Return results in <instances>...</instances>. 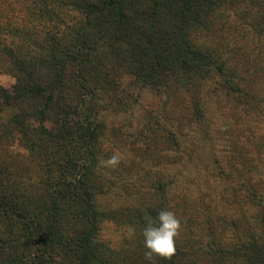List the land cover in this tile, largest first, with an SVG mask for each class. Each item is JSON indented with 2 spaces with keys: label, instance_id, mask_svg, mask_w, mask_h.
<instances>
[{
  "label": "trees",
  "instance_id": "trees-1",
  "mask_svg": "<svg viewBox=\"0 0 264 264\" xmlns=\"http://www.w3.org/2000/svg\"><path fill=\"white\" fill-rule=\"evenodd\" d=\"M0 72L15 79L0 86V264H149L145 217L162 210L187 234L155 264H264V133L252 131L251 156L227 131L233 174L213 162L230 214L210 192L168 207L164 176L124 188L140 204L104 209L118 187L101 166L107 136L122 134L98 121L134 107L126 83L166 96V117L147 113L140 132L143 159L161 166L180 163L184 131L206 122L208 82L232 118L263 120L264 0H0ZM106 223L135 235L113 248L100 240Z\"/></svg>",
  "mask_w": 264,
  "mask_h": 264
},
{
  "label": "rangeland",
  "instance_id": "rangeland-1",
  "mask_svg": "<svg viewBox=\"0 0 264 264\" xmlns=\"http://www.w3.org/2000/svg\"><path fill=\"white\" fill-rule=\"evenodd\" d=\"M227 13L230 15L231 22L235 23L234 25L241 23L245 25V21L238 14V8H229ZM250 40L252 41V38ZM250 56L252 57V51ZM14 85L15 79L11 75L0 72L1 87L11 90ZM126 85V91H133L137 97L134 107L127 113L105 112L98 118V121L106 123L109 129L117 128L122 134L121 139L116 138V135H111L110 132L107 136L108 157L104 160L117 152L122 156V160L117 167L107 168L112 173L114 177L112 180L117 183L118 187L112 194L99 200L102 208L116 207L124 202L130 205L140 204L145 199L136 195L125 196L124 188L129 183H133L140 185L138 187L141 191H147L150 183L159 176H164L166 180L174 181L167 191L168 207L180 201L183 196L191 198L197 197L202 192H210L217 196L219 211L230 214L226 205L218 199L222 194V189L228 184L226 181L211 178V175L217 171V165L213 162L218 161V165L228 174H233L228 158L232 141L236 138L227 134V131H239L237 135L241 144L249 150L252 156V131L256 135L264 133V119L245 117L244 113H240L242 120L232 118V111L224 104L223 90L216 86V82H208L202 94L206 122L184 131L187 139L183 142L182 161L177 164L165 163L161 166H154L143 159L139 150L143 149L140 132L143 130L147 113L160 114L165 118L170 104L166 96H156L150 89L133 90L129 83ZM215 89L218 90L214 92ZM170 124L176 127V122L171 121ZM260 175L264 176V169L260 170ZM232 178L234 183L238 184L237 178ZM114 195H118L119 199ZM180 234L186 236L187 233L181 228ZM129 236L124 229L113 223H106L102 226L100 240L110 244L113 248H120Z\"/></svg>",
  "mask_w": 264,
  "mask_h": 264
},
{
  "label": "clouds",
  "instance_id": "clouds-1",
  "mask_svg": "<svg viewBox=\"0 0 264 264\" xmlns=\"http://www.w3.org/2000/svg\"><path fill=\"white\" fill-rule=\"evenodd\" d=\"M122 160L120 153H114L107 160L101 162L105 168H115ZM146 226L143 229L144 256L149 264H155L157 259L170 260L176 251V238L181 231V221L174 212L162 210L155 218L146 216ZM130 236L135 235V229L129 227Z\"/></svg>",
  "mask_w": 264,
  "mask_h": 264
}]
</instances>
